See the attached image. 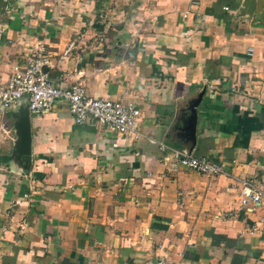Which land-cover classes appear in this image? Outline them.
<instances>
[{"label": "crops", "instance_id": "crops-1", "mask_svg": "<svg viewBox=\"0 0 264 264\" xmlns=\"http://www.w3.org/2000/svg\"><path fill=\"white\" fill-rule=\"evenodd\" d=\"M248 2L0 0V84L39 41L54 86L140 109L138 136L78 124L61 101L29 111L26 162V99L0 106V264H264V195L241 203L242 179L264 192V0Z\"/></svg>", "mask_w": 264, "mask_h": 264}, {"label": "built area", "instance_id": "built-area-1", "mask_svg": "<svg viewBox=\"0 0 264 264\" xmlns=\"http://www.w3.org/2000/svg\"><path fill=\"white\" fill-rule=\"evenodd\" d=\"M227 9V7H224ZM2 28L0 27V34ZM72 45V43L70 44ZM26 64L16 66L9 80L0 84V106L8 109L26 99L29 111L33 114H43L51 110L56 102H65L73 119L78 124L95 121L109 132L117 134L136 131L140 109L133 103H124L119 99L90 96L84 84L75 82L69 87L54 86L43 66L46 62V51L42 42H37L30 54L26 55ZM161 150L170 149L178 165L194 171L212 175L227 174L226 164L205 156H197L187 149H174L160 143ZM264 195L252 180H241V203L248 201L257 203ZM158 264H165L160 258Z\"/></svg>", "mask_w": 264, "mask_h": 264}, {"label": "water", "instance_id": "water-1", "mask_svg": "<svg viewBox=\"0 0 264 264\" xmlns=\"http://www.w3.org/2000/svg\"><path fill=\"white\" fill-rule=\"evenodd\" d=\"M254 1L249 0L248 2V12H251L254 8ZM203 91L198 95V97L191 103L192 112L187 120V129L190 130V135L194 141L195 137V126H196V106L198 105ZM18 116L14 122V129L16 133V154L18 158H23L24 161L28 162L30 160V143H31V132H30V112L28 105H19L17 108Z\"/></svg>", "mask_w": 264, "mask_h": 264}]
</instances>
